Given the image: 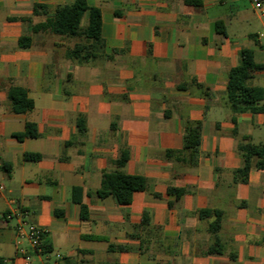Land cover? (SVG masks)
<instances>
[{"label": "crops", "instance_id": "obj_1", "mask_svg": "<svg viewBox=\"0 0 264 264\" xmlns=\"http://www.w3.org/2000/svg\"><path fill=\"white\" fill-rule=\"evenodd\" d=\"M74 1L0 0V264L17 256V220L6 218L16 207L46 229L47 264H264V170L234 181L241 136L264 144L254 140L264 113L235 114L226 94L242 48L264 64V14L250 0H87L102 10L104 52H125L80 63L67 51L82 38L33 29ZM248 84L264 88V69ZM11 86L32 111L12 110ZM191 121L202 124L197 155L184 151ZM27 122L39 136L19 140ZM124 151L122 170L148 180L130 204L96 194ZM203 209L224 213L217 234Z\"/></svg>", "mask_w": 264, "mask_h": 264}, {"label": "trees", "instance_id": "obj_2", "mask_svg": "<svg viewBox=\"0 0 264 264\" xmlns=\"http://www.w3.org/2000/svg\"><path fill=\"white\" fill-rule=\"evenodd\" d=\"M185 4L202 6L201 0H183ZM39 5H36V8ZM88 15V25L82 27L81 21L83 16ZM117 16L121 15L119 10L115 11ZM217 30L220 34H225L224 24L221 21L216 23ZM35 32H50L61 34L69 37H80L83 41L76 43L68 49L67 57L80 63H88L97 57H106L113 59L116 54L124 53V49H114L111 54L104 52L105 42L102 37V10L99 7L91 6L87 0H75L72 3L59 6L52 17L33 27ZM21 47H29L31 38L27 35L20 38ZM148 55H152L151 45H149ZM240 63L229 71V78L226 87L227 101L233 113L242 112H262L264 113V88L248 84L254 74L264 69V64H259L254 59V53L249 48H242L239 52ZM199 87L200 84L197 83ZM12 110L16 113H26L34 109V101L29 97L25 88L20 86H11L8 92ZM234 122L236 118H232ZM82 130L85 128L81 125ZM202 124L200 121H191L188 123L184 137V151H189L192 155H197L201 143ZM237 135V131L234 130ZM39 132L37 125L33 122H27L25 131L15 134L19 140L26 137H38ZM243 163L242 166L234 170V181L247 183L249 181V172L252 167L264 170V144L254 143L249 136H241L238 144ZM27 160H40L41 154L25 153ZM128 160V154L124 151L117 161L118 168L104 172L101 186L96 192L99 197L105 198L112 196L119 204H130L133 194L138 191H144L148 187V180L141 175H130L122 170ZM80 191L79 187L74 188V193ZM187 192L184 188L169 187L168 193L179 199ZM171 205V204H170ZM223 212L217 209H203L200 216L215 215V220L211 223V231L215 234L221 229ZM88 210L82 205L81 217L87 218ZM147 220L144 213L143 223ZM110 249L127 250L125 246H110ZM51 245L45 242V251L49 252Z\"/></svg>", "mask_w": 264, "mask_h": 264}, {"label": "built area", "instance_id": "obj_3", "mask_svg": "<svg viewBox=\"0 0 264 264\" xmlns=\"http://www.w3.org/2000/svg\"><path fill=\"white\" fill-rule=\"evenodd\" d=\"M254 7L264 14L262 0H250ZM27 211L23 207L11 210L6 218H16L17 256L14 264H47L48 252L45 251L46 229L31 223L26 218ZM58 264V262H54Z\"/></svg>", "mask_w": 264, "mask_h": 264}, {"label": "rangeland", "instance_id": "obj_4", "mask_svg": "<svg viewBox=\"0 0 264 264\" xmlns=\"http://www.w3.org/2000/svg\"><path fill=\"white\" fill-rule=\"evenodd\" d=\"M257 134H264V128H262L261 130H258V131H256V133H255V141H257V140H259L256 136H257ZM263 143H264V140L262 141Z\"/></svg>", "mask_w": 264, "mask_h": 264}]
</instances>
